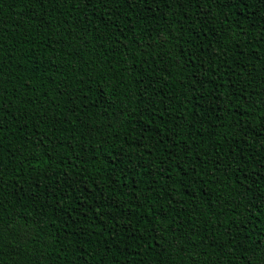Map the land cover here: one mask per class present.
Segmentation results:
<instances>
[{"label":"trees","instance_id":"1","mask_svg":"<svg viewBox=\"0 0 264 264\" xmlns=\"http://www.w3.org/2000/svg\"><path fill=\"white\" fill-rule=\"evenodd\" d=\"M0 264H264V0H0Z\"/></svg>","mask_w":264,"mask_h":264}]
</instances>
